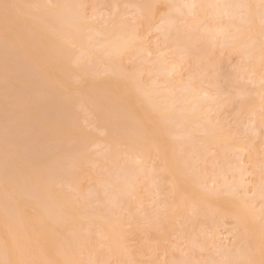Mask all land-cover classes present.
<instances>
[{
	"label": "bare ground",
	"instance_id": "1",
	"mask_svg": "<svg viewBox=\"0 0 264 264\" xmlns=\"http://www.w3.org/2000/svg\"><path fill=\"white\" fill-rule=\"evenodd\" d=\"M92 1L0 0V264H264V0Z\"/></svg>",
	"mask_w": 264,
	"mask_h": 264
},
{
	"label": "rangeland",
	"instance_id": "2",
	"mask_svg": "<svg viewBox=\"0 0 264 264\" xmlns=\"http://www.w3.org/2000/svg\"><path fill=\"white\" fill-rule=\"evenodd\" d=\"M88 2H89V0H88ZM93 2V1H92ZM93 3H95V0H94V2ZM93 3H90V5L91 4H93ZM100 3V2H99ZM95 5H97V4H95ZM103 4H101L100 3V5H97L98 7H97V9L98 10H95V11H98L97 13L98 14H101L102 12L104 13V15H106L108 18H106V16H104L105 18H104V20L106 21V19H109V18H111L110 16H112V14H110L111 12V10L110 11H108L107 12V10L106 9H110V7L109 6H107L106 4L104 5V7H106V8H104V7H99V6H102ZM95 8H96V6H94ZM109 7V8H108ZM93 9V8H92ZM94 10V9H93ZM93 10H91V11H93ZM90 11V12H91ZM99 12H101V13H99ZM102 13V14H103ZM107 13V14H106ZM109 13V14H108ZM100 16V15H99ZM97 18V17H96ZM130 19H132V17L130 18ZM96 20H98V23H99V21H100V23H102L101 21H103V16L102 17H98ZM144 20V19H143ZM141 22H142V20H141ZM144 22H147V21H144ZM147 23H145L144 25L146 26L144 29H142L143 28V25L141 26V30L143 31L144 30V32L146 31V30H148V28H150V27H147V26H149V25H146ZM149 31V30H148ZM148 31H146V32H148ZM155 32V31H154ZM153 31H149L148 33H147V38L149 39L150 38V40L151 41H154V40H156V37H155V33H154ZM145 36V37H146ZM231 57H230V59H228L229 60V62H228V68L226 69L227 70V72H231V71H234V68H237V66L240 64V63H243V60H241V58L238 56H235V55H230ZM129 65H131V64H129ZM233 68V69H232ZM249 73V74H248ZM251 70H248L247 69V74L246 75H244V77H243V81L241 80V82H243V83H246V84H248V85H250L251 87V89H254V88H256V89H258L256 86H258V87H262L263 86V84H264V81H263V83H261L260 82V86L259 85H252L251 84V82H252V80H253V78L258 74L259 76H263V71L261 70L260 72L259 71H257L256 72V75H255V73H251ZM248 77H249V79H248ZM248 80V81H247ZM85 85H86V83H85ZM207 87H210L211 88V86H209V85H206ZM255 90V89H254ZM256 91V90H255ZM219 110V109H218ZM217 111V110H216ZM213 111L214 113H212V115L215 117V115H216V119L219 117L220 118V121H222V123L224 124V122H226L225 124L226 125H228V126H230V127H235L236 126V122H235V120H237V119H241V121H243L242 123L244 124V125H247V126H249L250 124L248 123H246V121L248 120V119H250V115H249V113H245V112H243V111H241V109L239 108V106L236 104V103H233V105H231V104H229V106L228 105H224V106H222L221 107V109L219 110V111ZM238 117V118H237ZM218 118V119H219ZM223 119V120H222ZM224 121V122H223ZM241 123V122H240ZM230 124V125H229ZM232 125H235V126H232ZM263 139H260V141H261V144H262V141ZM260 141H258V142H260ZM263 145V144H262ZM262 145H259L260 147V150H259V152L262 150L263 151V146ZM261 151V152H262ZM251 179V178H250ZM250 179H248V180H250ZM219 180H220V178H219ZM247 180V181H248ZM248 189H250V188H252L251 187V185H249V187H247ZM230 228H229V227ZM227 227V229H224V228H222V230H220L219 231V235H217V238L216 239H218V241H219V243H222L223 245H230L232 242H234L235 241V239L233 238V235L231 236V234H229L228 233V231H230V229H231V225H227L226 226ZM228 228H229V230H228ZM185 241L184 240H180L179 241V243H184ZM134 243V245L135 244H137L138 243V241H137V243L136 242H133ZM184 246V245H183ZM182 246V247H183ZM151 250H153V249H150L149 248V250H148V252H144V255H147V257H148V259H150L149 257H151V254H150V251ZM150 254V255H149ZM159 255H161V252L159 251V253H158V256L157 257H161L162 258V256H159ZM146 257V258H147Z\"/></svg>",
	"mask_w": 264,
	"mask_h": 264
}]
</instances>
